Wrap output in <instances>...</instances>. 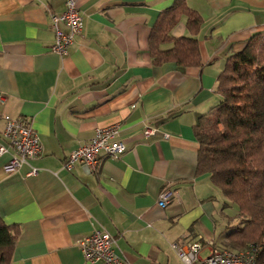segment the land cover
<instances>
[{
    "label": "crops",
    "instance_id": "0c3cea01",
    "mask_svg": "<svg viewBox=\"0 0 264 264\" xmlns=\"http://www.w3.org/2000/svg\"><path fill=\"white\" fill-rule=\"evenodd\" d=\"M185 1L203 20L200 66L151 62L152 26L175 0H75L83 25L62 56L49 48L51 15L66 0H0V145L5 114L28 121L41 143L13 172L3 170L12 149L0 154V217L18 228L9 264H90L78 242L93 230L110 233L129 264H184L172 242L223 246L216 224L235 209H222L209 175L197 173L193 126L219 102L228 55L264 32V0ZM171 33L188 35L184 19ZM114 124L119 157L63 167L96 127ZM145 125L157 133L145 136ZM164 188L174 196L161 207Z\"/></svg>",
    "mask_w": 264,
    "mask_h": 264
},
{
    "label": "trees",
    "instance_id": "16d2710c",
    "mask_svg": "<svg viewBox=\"0 0 264 264\" xmlns=\"http://www.w3.org/2000/svg\"><path fill=\"white\" fill-rule=\"evenodd\" d=\"M181 19L188 35L175 37L171 31ZM202 22L185 0L161 11L148 37L152 64L200 66ZM215 91L218 104L193 126L199 143L196 171L208 174L220 191L222 209H235V216L224 214L228 224L233 218L238 223L226 225L225 245L219 248L257 244L258 264H264V32L228 55ZM17 234L18 228L0 217V264L10 263Z\"/></svg>",
    "mask_w": 264,
    "mask_h": 264
},
{
    "label": "built area",
    "instance_id": "2783aa9c",
    "mask_svg": "<svg viewBox=\"0 0 264 264\" xmlns=\"http://www.w3.org/2000/svg\"><path fill=\"white\" fill-rule=\"evenodd\" d=\"M83 25V17L79 12L75 0H66L65 9L60 14L51 15V27L53 30V42L50 50L59 55H65L74 37L80 33ZM3 135L7 139V145H0V154L11 148L13 154L3 165L5 172L16 171L23 163L35 158L40 150L41 143L32 125L22 117L3 115ZM118 125L96 127L93 135L83 144L72 149L67 154L63 167L71 169L76 162L85 164L94 170L101 154L117 158L125 150V144L117 138ZM157 130L148 125L144 126L143 134L153 136ZM167 136V134H163ZM36 172L31 168L29 175ZM174 191L164 188L158 196V205L165 207L169 204ZM115 239L106 230H93L90 234L79 239L78 245L85 261L90 264H129L115 249ZM171 247L176 251L184 264H258L257 244L251 243L242 249H227L216 247L212 240L204 243L172 242ZM206 251L203 256L202 252Z\"/></svg>",
    "mask_w": 264,
    "mask_h": 264
},
{
    "label": "rangeland",
    "instance_id": "374dc122",
    "mask_svg": "<svg viewBox=\"0 0 264 264\" xmlns=\"http://www.w3.org/2000/svg\"><path fill=\"white\" fill-rule=\"evenodd\" d=\"M214 194H215V196H216V198L218 199V201L221 203L222 202V200H223V197H222V195H221V193H220V191L216 188V187H214ZM226 219V218H225ZM233 220H235V218H233ZM233 220H231V222L228 224V225H230V224H236V223H238V221H233ZM221 221V224H219V222ZM227 221V220H226ZM224 226H226V222H225V220L223 219V217H220V219H219V221H218V224H216V229H215V231H214V237H215V240H216V242L218 243V245H221L220 243L221 242H218V240H219V235L221 234V232L223 231V229L225 228ZM223 244V246L225 245V241L222 243ZM238 249H241V248H238ZM206 251H203L202 252V255L203 256H205L206 255Z\"/></svg>",
    "mask_w": 264,
    "mask_h": 264
}]
</instances>
